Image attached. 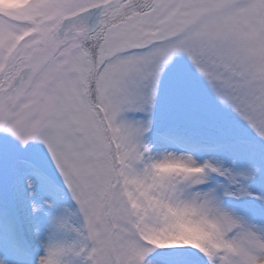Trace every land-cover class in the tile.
I'll return each instance as SVG.
<instances>
[{"label": "snow or ice", "instance_id": "1", "mask_svg": "<svg viewBox=\"0 0 264 264\" xmlns=\"http://www.w3.org/2000/svg\"><path fill=\"white\" fill-rule=\"evenodd\" d=\"M0 264H264V0H0Z\"/></svg>", "mask_w": 264, "mask_h": 264}]
</instances>
